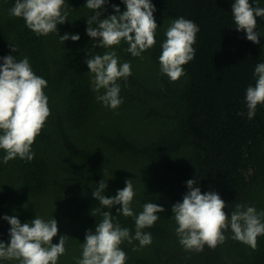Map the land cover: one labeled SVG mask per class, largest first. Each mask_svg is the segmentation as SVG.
<instances>
[{"label":"trees","instance_id":"obj_1","mask_svg":"<svg viewBox=\"0 0 264 264\" xmlns=\"http://www.w3.org/2000/svg\"><path fill=\"white\" fill-rule=\"evenodd\" d=\"M158 25L156 44L133 57L121 41L111 49L94 47L99 40L86 34L87 19L95 10L87 0H66L67 21L57 31L38 36L23 18L10 16L15 0H0V58L27 57L33 72L48 82L50 116L32 150V161L19 157L3 163L0 149V242H10L5 215L21 224L36 216L58 222L57 244L67 235L66 252L57 264H76L88 230L95 232L102 212L113 222L135 233V220L117 210L104 208L92 196L101 180L103 195L115 196L132 179L135 215L148 202L162 206L150 228L152 243L140 248L138 241L122 242L125 264H264V235L251 249L232 239L202 252L185 250L179 243L171 209L188 192L186 182L195 179L202 193L215 191L225 202L230 217L236 204L264 211V104L249 119L246 89L255 85L254 71L264 63V17L257 18L259 44L237 31L232 17L234 0H150ZM264 8V0H249ZM125 10L122 0H107L100 19ZM184 17L196 23L195 57L183 65L185 75L171 81L160 71L159 55L170 23ZM96 27V23H93ZM78 34L79 41L61 42L64 34ZM18 51H11L12 45ZM114 50L119 64L129 62L131 76L123 78V103L115 110L96 100L90 86L88 55ZM3 60L0 59V65ZM243 112L244 115H238ZM137 250H133V248ZM0 264H19L0 258Z\"/></svg>","mask_w":264,"mask_h":264},{"label":"clouds","instance_id":"obj_2","mask_svg":"<svg viewBox=\"0 0 264 264\" xmlns=\"http://www.w3.org/2000/svg\"><path fill=\"white\" fill-rule=\"evenodd\" d=\"M106 3L107 0H87L86 3L88 9L95 10V15L87 19L86 28L89 37L99 40L94 47L111 49L123 40L129 45L126 51L133 57H140L156 44L158 25L153 15L156 8L150 0H122L123 12L119 6L113 5L115 14L100 19L102 12L97 9H102ZM68 8L66 0H15L9 13L23 18L27 28L36 35L47 36L58 33L57 25L67 21ZM231 8L236 30L245 32L247 40L259 44L261 33L256 31L257 18L264 17V8L258 4L253 6L249 0H234ZM93 23L97 26L93 27ZM199 31L196 23L184 17L173 20L167 28L159 64L161 73L171 81L175 82L186 74L182 66L195 57L193 45ZM69 39L79 41L80 36L69 33L60 36L62 43ZM11 51L18 49L12 45ZM0 59L3 60L0 65V149L6 153L3 163L17 157L30 162L35 156L32 145L50 116L48 97L44 92L48 82L33 72L27 57L19 61L12 55ZM118 60L114 50L105 51L103 55H88L85 60L90 70L91 89L97 93L96 100L112 110L123 103L117 81L121 78L127 81L132 74L130 63L123 62L118 66ZM254 77L255 85L248 86L245 95L249 119L255 116L257 106L264 104V63L255 66ZM186 184L188 192L182 202H176L171 209V217L177 225L176 235L185 250L202 252L205 245L214 249L225 243L224 233L228 230L232 239L253 250L257 248V237L264 235V211L257 212L254 206L236 204L229 217L223 210L225 202L215 191L202 193L195 179ZM107 186L101 180L92 196L104 208L120 205L117 213L134 218L135 233L132 235L128 228L114 223L111 212H102L103 219L95 232H86L81 258L76 264H125L127 256L120 247L122 242L132 244L135 240L140 248L150 245L151 233L142 230L152 227L159 219L157 213L165 211L162 206L148 202L143 205V211L135 215L131 207L135 196L132 179L125 180V187L112 197L102 194ZM3 219L11 226L10 242H0V258L14 259L19 264H57L58 258L65 254L67 235H61L57 244L52 243L58 233V222L53 217L45 221L36 216L24 224L16 216L5 215ZM133 250L137 249L134 247Z\"/></svg>","mask_w":264,"mask_h":264}]
</instances>
